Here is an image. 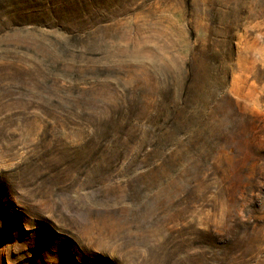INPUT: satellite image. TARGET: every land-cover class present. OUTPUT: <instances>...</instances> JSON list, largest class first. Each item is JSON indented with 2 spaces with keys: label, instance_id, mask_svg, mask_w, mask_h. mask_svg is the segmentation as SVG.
Returning <instances> with one entry per match:
<instances>
[{
  "label": "rangeland",
  "instance_id": "1",
  "mask_svg": "<svg viewBox=\"0 0 264 264\" xmlns=\"http://www.w3.org/2000/svg\"><path fill=\"white\" fill-rule=\"evenodd\" d=\"M0 264H264V0H0Z\"/></svg>",
  "mask_w": 264,
  "mask_h": 264
}]
</instances>
